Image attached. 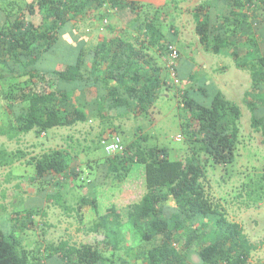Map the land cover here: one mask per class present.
<instances>
[{"label":"trees","instance_id":"trees-1","mask_svg":"<svg viewBox=\"0 0 264 264\" xmlns=\"http://www.w3.org/2000/svg\"><path fill=\"white\" fill-rule=\"evenodd\" d=\"M161 6L139 0H0V102L17 133L33 130L39 136L97 115L112 128L99 134L98 147L110 134L120 144L114 154L96 160L102 181L122 183L137 164L145 186L124 216L113 205L100 209L86 196L69 208L58 187L80 178L75 155L53 148L24 161L25 151L1 149L0 166L24 161L34 167L31 181L55 188L48 193L53 205L71 209L80 220L82 206L90 204L95 219L85 230L102 239L79 244L60 239L28 249L23 230L44 208L25 206L5 222L1 218L0 264H248L264 245V238L251 242L206 193V166L224 170L235 160L241 110L196 71L191 53L177 48V31ZM116 9L133 15L125 35L114 33L111 24L106 26L111 33L94 44L77 34L84 17L106 20ZM190 12L201 48L226 54L237 69L248 71L242 102L264 144V31L258 25L264 22V0H201ZM172 50L176 57L169 65ZM174 85L180 86L176 114L183 152L149 144L139 127L121 139L113 120L154 118L159 96ZM243 185L248 198L264 200V174ZM131 234L134 246L127 241ZM131 250L133 259L127 255Z\"/></svg>","mask_w":264,"mask_h":264},{"label":"rangeland","instance_id":"rangeland-1","mask_svg":"<svg viewBox=\"0 0 264 264\" xmlns=\"http://www.w3.org/2000/svg\"><path fill=\"white\" fill-rule=\"evenodd\" d=\"M200 1L154 0L155 3L158 2L162 5L166 22L173 23L172 25L177 31V48L179 50L184 49L185 54L191 53L196 62V71L205 74L207 81L220 89L225 97L236 103L241 110L239 119L240 138L234 162L224 169L225 172L222 167L215 168L207 165L203 185L209 198L224 208L227 219L242 225L249 240L260 244L264 238V200L255 202L248 198L246 192L249 189L243 185L247 183L249 178H256L257 175L264 174V144L261 142L260 134L250 127V112L242 102L243 93L248 89L250 83L249 73L246 70L237 69L228 55L211 54L201 48L194 33L195 21L190 12L193 6H197ZM112 16L111 19L108 15L106 20L99 17L95 19L84 17L78 23L77 34H81L80 37L82 36L94 44L102 36L111 33L106 26L112 24L118 27L114 28V33L125 35L124 29L128 28L127 24L133 15L128 11H121L116 16L114 14ZM258 25L264 31L263 20H260ZM58 43V46L61 47V37ZM185 57L187 56L185 55ZM176 87L179 88L180 86L174 85V88L164 90L161 93L152 110L154 118L130 115L114 119V125L118 124L120 131L122 129L119 132L121 139L124 135L132 137L134 130L139 127L140 131L147 137L149 144L166 145L169 148H174L173 152H175V148H178L177 153H182L185 146L181 143L183 136L180 133L179 120L176 114ZM104 122L95 117L90 121L77 123L70 127L49 129L45 136H36L33 130L27 134L21 132L19 139H16L18 145L12 150L19 149L21 152L27 153L28 151V153L34 152L35 154L41 150L47 152L53 148L67 150L71 156H76L74 157L75 165L80 170V178L78 180L69 178L62 185L60 183L58 188L61 196L66 200L65 204L69 208H73L76 206V200L81 196H86L95 198L100 209L103 210L113 205L124 216L127 206L138 201L145 191L140 175L142 166L134 165V172H131L122 183L102 181L100 174L102 167L96 164V160L105 156V153L102 146L98 147L96 142L102 131H112L111 126ZM2 127L3 129L9 127L4 120ZM12 144L16 143L11 141L9 145ZM98 162L100 161L98 160ZM18 174L22 176L17 182L15 181L17 185L13 187L15 183H12V185L7 186L8 188L11 187L12 195L10 198L5 197V193L8 191L3 186L5 183H0V216L5 218L3 220L5 222L7 215L11 217L14 215V210L20 211L25 206L27 208H44L43 213L39 211L33 216V224H28L29 226L23 230L25 235L23 244L28 249L35 248L38 243L42 245L47 242L57 243L60 239H69L70 242L76 244L94 243L102 239L101 234L85 230L95 219L90 204L82 206L80 210L81 219L79 220L77 214L71 209L66 211L59 205H53L52 199L48 200L49 191L55 189L53 186L46 184L45 188L41 189L40 183L35 184L29 181L34 175L32 165L12 164L5 170L0 169V177L6 175V178H9ZM6 228L9 229L7 226ZM127 241L134 246L132 234L127 236ZM127 255L133 259L134 250L129 251ZM248 264H264V245H259L252 252Z\"/></svg>","mask_w":264,"mask_h":264},{"label":"crops","instance_id":"crops-1","mask_svg":"<svg viewBox=\"0 0 264 264\" xmlns=\"http://www.w3.org/2000/svg\"><path fill=\"white\" fill-rule=\"evenodd\" d=\"M139 1H143V2H148V3H151L152 5H154V6H158V5H161V4H158V2L157 3H155L154 2V0H139ZM114 12V13H113ZM119 12H121V11H119L118 9H116V10H114V11H112V12H110V14H109V16H110V18L112 19L113 18V16H112V14H114L115 16L119 13ZM133 18V17H132ZM112 25V24H111ZM112 27H113V29L114 28H118L117 26H113L112 25ZM115 30V29H114ZM125 30V29H124ZM79 35H81V34H79ZM82 37V36H81ZM83 39H85L84 37H82ZM85 40H87V39H85ZM88 41V40H87ZM93 115H91V117H92ZM96 117H97V115H96ZM88 118H89V116H88ZM94 119V118H93ZM6 121L7 123H8V128H6V129H3V127H2V121ZM90 121V120H89ZM27 134V133H26ZM42 135H46L45 133H41L39 136H42ZM16 139H19V134L17 133V130H16V126H15V124L12 122V120H10L9 118H8V116H7V114H6V112H5V110H4V107H3V105L1 104V102H0V150L1 149H5V150H7L8 152H12L13 150H12V148H15V147H17V145H18V140H16ZM16 140V141H15ZM11 141H14L16 144H12V145H9V143L11 142ZM26 153V152H25ZM41 153H43V150H41V152H39L38 154H35L34 152H29L28 153V151H27V155L24 157V161L26 160L27 161V159L30 157V156H34V155H39V154H41ZM24 161H15V162H13L12 164H21V165H23V164H25L24 163ZM11 164V165H12ZM11 165H4V166H0V169H6L7 167H9V166H11ZM93 168V167H92ZM5 172V171H4ZM21 176L22 175H15V176H11V177H9V178H6V175L5 176H3V177H0V183L1 182H3V183H5L3 186H4V188L6 189V190H8V191H6V193H5V197H7V198H10V196L12 195L11 194V187L10 188H8L7 186L8 185H12V183H15V181L17 182L18 180H19V177L21 178ZM31 179L33 180V177H31L30 178V182H31ZM33 182V181H32ZM17 185V183H15L14 184V186L13 187H15ZM43 186V185H42ZM24 196L26 195V194H23ZM0 219H1V217H0ZM1 221V220H0Z\"/></svg>","mask_w":264,"mask_h":264},{"label":"built area","instance_id":"built-area-1","mask_svg":"<svg viewBox=\"0 0 264 264\" xmlns=\"http://www.w3.org/2000/svg\"><path fill=\"white\" fill-rule=\"evenodd\" d=\"M175 57H176V52L175 50H172L170 53L169 65L172 64ZM170 75L173 79V82L177 83V79L175 78L174 72L172 70ZM102 144L104 151L108 155L114 154L118 149H120L119 138L114 134H110L108 139L102 141Z\"/></svg>","mask_w":264,"mask_h":264},{"label":"clouds","instance_id":"clouds-1","mask_svg":"<svg viewBox=\"0 0 264 264\" xmlns=\"http://www.w3.org/2000/svg\"><path fill=\"white\" fill-rule=\"evenodd\" d=\"M102 143V142H101ZM102 148H103V144H101ZM103 151H104V148H103ZM104 153L107 155V153L104 151Z\"/></svg>","mask_w":264,"mask_h":264}]
</instances>
